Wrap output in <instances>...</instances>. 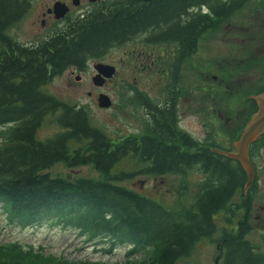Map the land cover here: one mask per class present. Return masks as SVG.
I'll list each match as a JSON object with an SVG mask.
<instances>
[{
  "label": "trees",
  "instance_id": "16d2710c",
  "mask_svg": "<svg viewBox=\"0 0 264 264\" xmlns=\"http://www.w3.org/2000/svg\"><path fill=\"white\" fill-rule=\"evenodd\" d=\"M32 1L0 0V208L9 223L27 227L48 220L106 246V253L128 245L125 264H178L203 239L222 249L220 264H264V244L249 238L256 179L246 188L242 163L214 150L227 153L231 147L210 139L202 145L181 132L175 99L171 107L146 104L156 113L144 134L114 139L92 124L84 107L45 89L65 70H82L90 58L139 36L147 45L174 44L182 55H194L208 31L251 0H113L107 11L70 21L39 44L23 45L8 31ZM252 102L253 114L258 106ZM51 115L64 130L43 139L39 130ZM260 148L264 132L250 156ZM124 159L139 167L123 168ZM60 163L91 166L97 174L52 172ZM192 170L205 178L192 202L174 207L126 184L141 174L177 175L184 196ZM0 264L103 263L68 260L13 241L0 242Z\"/></svg>",
  "mask_w": 264,
  "mask_h": 264
},
{
  "label": "rangeland",
  "instance_id": "374dc122",
  "mask_svg": "<svg viewBox=\"0 0 264 264\" xmlns=\"http://www.w3.org/2000/svg\"><path fill=\"white\" fill-rule=\"evenodd\" d=\"M56 1H66L73 8L72 15H69L70 21L89 7L85 0L79 7L74 5L73 0H33L30 10L9 29L8 34L20 44L32 45L58 32L69 19L60 21L57 26L50 23L44 27L47 24L42 23L41 16ZM112 1L107 0V5ZM143 39L144 36H139L125 45L110 48L99 58H90L82 70L67 69L46 86V91L64 102L84 107L92 124L102 128L114 139H122L144 134L146 125L151 121V110L146 104L167 102L169 89L175 84V91L181 89L177 93L180 131L188 133L202 145L210 139V144L215 141L226 148L231 147L230 152L237 151L235 142L240 139L254 109L252 101L255 99L247 101V98L261 93L264 88V0L249 1L217 30L208 31L197 53L184 60L180 73L174 67L172 76L159 71L160 66L155 68L153 64L144 69L141 62L146 56H155L152 55V51H155L160 58H164L167 69L173 62L169 54L174 48L170 44L147 45ZM100 61L116 67L114 75L103 86L93 82L96 74L93 65ZM78 75L79 80L76 79ZM100 92L111 97L112 105L109 108L98 105ZM63 130L57 123L56 115H51L40 128L39 136L46 139ZM251 159L255 166L254 182L257 185L252 187L253 229L249 238L264 244V148L254 151ZM121 166L125 169L139 167L131 159H124ZM52 172L72 176L97 174L91 166L68 168L62 163L56 165ZM204 178L201 172H189V190L184 196L180 195L181 179L177 175L141 174L126 184L174 207L192 202L198 191L197 184ZM217 221L225 223L223 216H219ZM13 241L43 248L48 253L68 260L125 264L128 259V245H119L112 253H106L103 250L106 246L95 241L86 242L77 230L53 225L48 220L27 227L10 224L0 208V242ZM218 254L219 245L203 239L191 255L179 260L178 264H214Z\"/></svg>",
  "mask_w": 264,
  "mask_h": 264
},
{
  "label": "water",
  "instance_id": "95a60500",
  "mask_svg": "<svg viewBox=\"0 0 264 264\" xmlns=\"http://www.w3.org/2000/svg\"><path fill=\"white\" fill-rule=\"evenodd\" d=\"M74 3L76 4L77 1L74 0ZM53 8L57 18L64 17L69 10L67 5L62 1H57ZM94 68L97 70V74L93 77V82L99 86H103L105 80L111 78L116 71L115 65L104 62L95 64ZM77 79L79 80L80 76H77ZM251 97L254 98L257 103V111L247 122L240 139L235 142L237 151L226 153L219 149H214L219 153H224L232 158L238 159L242 163L248 173L246 188L253 183L256 176L255 166L250 158L249 149L252 143L257 141L264 131V92L255 96L249 95V99ZM98 105L101 108H109L112 105L111 97L107 93H100L98 96ZM216 264H218V259H216Z\"/></svg>",
  "mask_w": 264,
  "mask_h": 264
},
{
  "label": "flooded vegetation",
  "instance_id": "af4514ba",
  "mask_svg": "<svg viewBox=\"0 0 264 264\" xmlns=\"http://www.w3.org/2000/svg\"><path fill=\"white\" fill-rule=\"evenodd\" d=\"M76 1H77L76 4L74 3V0H73V3L77 7H79L80 5H83L84 4L82 2L83 0H76ZM85 1L88 2L89 7L87 9H84V12L83 13H80L76 18L75 17L71 18V21H77L78 19L85 18L86 16H89L91 14H94L95 15V13L97 11H101V10H106L107 11V6H108L107 5V0H85ZM147 1H149V0H147ZM63 2H65L68 5V9L69 10L67 11V14L64 17H62V18H57L56 17V12H55V10L53 8L54 5L53 6H48L46 8V11L42 12V14H41V16H42V23L43 22H46V24H47L44 27H48L50 25V23H51V25L54 24V25L57 26V23H59L60 21H63V20H66V19L68 20L69 19L66 25H64L63 27L59 28V31H62L63 32L64 28L69 24V21H70V18H69L70 16L69 15L73 11V8H71V6L66 1H63ZM127 43L128 42H126L125 44H127ZM170 45L172 46V48H174V50L172 49L173 51H171L170 54H169V57L170 56L173 57V62L170 63V66L167 67V69L165 68L164 58L163 57L160 58V56L158 55V53H156L155 51H152V52H154L152 55L155 54V56H152L153 57V58L151 57L152 59L150 57L146 56L145 60L143 62H141V66L144 69L145 68H150L152 64L155 66V68H159V66H160L159 71L160 70L161 71H164V74H169V75L171 74L170 76H172L174 74V72H175L174 67H175L176 68V71L180 73V67L183 64L184 60L192 58L197 52L194 55H188V54H183L182 55L181 51H179L175 47L174 44H170ZM157 55H158V57H157ZM178 58H180V59L177 60ZM104 63H106V62H104ZM95 64H97V63H95ZM95 64L93 66H95ZM86 65H85V67H86ZM172 71H174V72H172ZM96 74H97V70H96ZM76 79H77V76H76ZM105 83H107V79L105 80ZM174 85L175 84H172V88L169 89V96L167 97V102L165 100L162 103H158V104L157 103H154V102H152V103L155 106H157V107H161V106L164 107V106H167V105L171 107L172 104H174V99H175L176 105H174L173 107H176L177 114H178L179 113V109H178V106H179V97L178 98H175V97H177L176 94L178 92H180L181 89L180 88H177L176 91H175ZM100 93L98 95H100ZM173 94H174V96H173ZM252 100L253 99H251V101ZM247 101H249V100L247 99ZM154 113H156V111L152 109L149 112V115L152 117V114H154ZM150 120H151V118H150ZM150 123H151V121H150ZM216 259H218V264H220V261L222 259V249L221 248H219V254L216 257ZM216 259H215V263L214 264H216Z\"/></svg>",
  "mask_w": 264,
  "mask_h": 264
},
{
  "label": "bare ground",
  "instance_id": "6f19581e",
  "mask_svg": "<svg viewBox=\"0 0 264 264\" xmlns=\"http://www.w3.org/2000/svg\"><path fill=\"white\" fill-rule=\"evenodd\" d=\"M264 132V131H263ZM243 133V132H242ZM242 133H241V135H240V137L242 136ZM249 154H250V149H249ZM250 158H251V156H250ZM252 160V159H251Z\"/></svg>",
  "mask_w": 264,
  "mask_h": 264
}]
</instances>
